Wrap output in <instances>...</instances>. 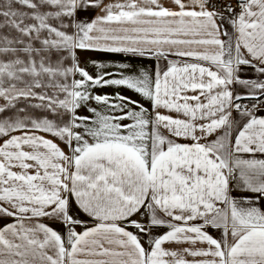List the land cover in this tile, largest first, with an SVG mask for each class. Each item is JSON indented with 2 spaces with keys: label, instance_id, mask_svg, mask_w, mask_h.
Segmentation results:
<instances>
[{
  "label": "snow or ice",
  "instance_id": "1",
  "mask_svg": "<svg viewBox=\"0 0 264 264\" xmlns=\"http://www.w3.org/2000/svg\"><path fill=\"white\" fill-rule=\"evenodd\" d=\"M168 3L0 0V264H264V0Z\"/></svg>",
  "mask_w": 264,
  "mask_h": 264
},
{
  "label": "crops",
  "instance_id": "2",
  "mask_svg": "<svg viewBox=\"0 0 264 264\" xmlns=\"http://www.w3.org/2000/svg\"><path fill=\"white\" fill-rule=\"evenodd\" d=\"M105 3H114L116 2V0H104ZM165 6L167 7H171V4L168 3V0H164ZM98 14H102L99 13L97 10H90L87 13V17L89 20L93 19L96 15ZM84 14H81V16H83ZM80 61H81V66L82 67H86L87 70L93 75L95 76L97 74V69L93 66L92 62L96 61L99 63H103L105 65H107L108 67L105 69V71H110V72H116L118 71V69L115 67L116 65L122 64V63H126V64H130L132 65V71L133 72H137L140 69H144L147 70L149 72H154V70L156 69V67L159 66H165L166 65V61L164 60H155V59H150V58H144V57H137V56H132L131 54H124V53H104V52H95V51H86V52H78ZM170 59H181V58H177L174 56H170ZM241 76L244 78H255L257 76V74L250 68H246L244 71L241 72ZM236 89L238 92H245L246 90L241 88L239 85L236 86ZM96 92L100 93V94H104V93H108V94H114L115 92L119 91L121 92L123 95L130 97L131 99L134 100H140L142 103L145 104V107H149L150 109V105L147 102H144L141 100V98L133 93L132 91H129L127 89L124 88H114V87H107V88H103V89H97L95 90ZM245 103H249V101H245ZM93 106L95 107L96 105L93 104ZM82 115H87V112H81ZM257 115H262L264 116V104L260 105V110L259 112H257ZM49 139H52V137H48ZM57 143L60 144V147L63 148L65 150V152L68 151L67 147L59 142L58 140L56 141ZM234 195L240 196V195H251V194H247V193H234ZM82 219L84 220H88L89 218L86 216H81ZM11 222L10 220H0V226H3L4 223H9ZM45 223L50 224L51 227H53L54 229L60 231L61 233L64 232V228L62 225L58 224V223H52L48 220L44 221ZM89 226H91V223H89ZM82 229L78 228L77 231H81ZM165 231H167L166 228L160 227L157 229H154V232L158 233V234H162ZM208 231L210 232V234H212L215 238H220V232L214 229H208ZM168 247H176L175 245H166ZM187 246V245H184ZM188 259H192L191 257H188Z\"/></svg>",
  "mask_w": 264,
  "mask_h": 264
}]
</instances>
